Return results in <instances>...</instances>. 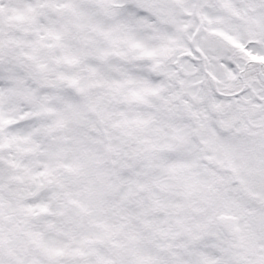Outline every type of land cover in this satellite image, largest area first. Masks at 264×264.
<instances>
[{
	"label": "snow or ice",
	"instance_id": "1",
	"mask_svg": "<svg viewBox=\"0 0 264 264\" xmlns=\"http://www.w3.org/2000/svg\"><path fill=\"white\" fill-rule=\"evenodd\" d=\"M0 264H264V0H0Z\"/></svg>",
	"mask_w": 264,
	"mask_h": 264
}]
</instances>
